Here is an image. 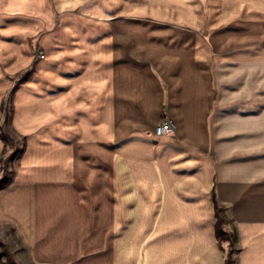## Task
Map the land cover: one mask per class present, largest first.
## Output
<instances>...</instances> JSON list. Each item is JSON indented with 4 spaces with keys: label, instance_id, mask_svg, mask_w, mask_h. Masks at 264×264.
Wrapping results in <instances>:
<instances>
[{
    "label": "crops",
    "instance_id": "crops-1",
    "mask_svg": "<svg viewBox=\"0 0 264 264\" xmlns=\"http://www.w3.org/2000/svg\"><path fill=\"white\" fill-rule=\"evenodd\" d=\"M50 3L0 0V121L13 90L24 140L0 228L25 264H224L219 211L234 264H264V37H244L264 33V0L212 38ZM166 113L176 129L158 136Z\"/></svg>",
    "mask_w": 264,
    "mask_h": 264
},
{
    "label": "rangeland",
    "instance_id": "rangeland-1",
    "mask_svg": "<svg viewBox=\"0 0 264 264\" xmlns=\"http://www.w3.org/2000/svg\"><path fill=\"white\" fill-rule=\"evenodd\" d=\"M244 1L245 0H81V3L77 6L93 4L94 7L98 8L97 5H100L101 8H103L108 4L114 11L118 9L113 16L114 18L118 15L117 13H119L118 16H120L125 14L124 11H127L125 19L128 21H139L145 22L146 24H164L166 25L164 28L166 32L164 33H167L169 28L173 29V27L176 26L178 30L174 29V32L191 34L193 37L203 36L212 38L215 37L217 27L226 30L233 26L234 22H237L240 18H250L249 15L242 14L244 8H241V4ZM50 2H52L50 5L53 7L54 0H50ZM95 3H97V5H95ZM190 22L194 23L193 26L199 27L198 29L200 31H195L194 27L191 30L185 28L184 25L186 23L190 25ZM52 24H54L55 28H62L63 21H61V17L58 15ZM200 24H203V28L200 27ZM164 33L161 31L156 32V34L160 35ZM170 33H172V31ZM226 36L231 38V32ZM244 37L252 39L263 38L264 33L257 29L254 31L246 30L244 32ZM41 52L45 54L44 59H46L47 54L42 50L36 52V58L38 60H44L39 55ZM12 92L13 90L3 99V118L2 121H0V137L2 138L3 134L9 137L7 141L2 138L4 141V149L0 154V179L3 176V169L7 164V159L11 155H14V158L9 163L10 181L8 184L13 179L15 167L22 155L24 145V140L18 138L10 127L13 115ZM165 115L169 114L166 113L164 116ZM4 187L5 186L0 185V189ZM219 214L223 219V229L233 236L236 231L234 225L228 222L220 211ZM0 231H2L0 236V264H25L24 261L28 259V255L20 239L16 237L14 229L7 226L3 229L0 228ZM231 243L232 241L223 243L226 251L230 250ZM234 246L237 248L236 243L233 244V247Z\"/></svg>",
    "mask_w": 264,
    "mask_h": 264
},
{
    "label": "trees",
    "instance_id": "trees-1",
    "mask_svg": "<svg viewBox=\"0 0 264 264\" xmlns=\"http://www.w3.org/2000/svg\"><path fill=\"white\" fill-rule=\"evenodd\" d=\"M2 138L7 141L9 139V137H7L6 135H2ZM14 158V155H11L8 159H7V164L5 165L4 169H3V176L0 179V185L2 186H6L8 184V182L10 181V172H9V163L12 161V159ZM215 199V197H214ZM215 203H216V208L219 210V206L217 204V200L215 199ZM217 223H216V236L218 239V242L221 246V248L225 251L226 253V259L224 264H234L235 263V255L238 252V248H235V246L233 247V244L237 242V231L234 232V235H230L228 234L224 229H223V219L220 216L219 212L217 213ZM232 239V240H231ZM228 241H232L231 246H230V250L226 251V249L223 247V243L224 242H228Z\"/></svg>",
    "mask_w": 264,
    "mask_h": 264
},
{
    "label": "built area",
    "instance_id": "built-area-1",
    "mask_svg": "<svg viewBox=\"0 0 264 264\" xmlns=\"http://www.w3.org/2000/svg\"><path fill=\"white\" fill-rule=\"evenodd\" d=\"M39 55L42 59L45 58V54H43V52H41ZM175 129L176 123L174 122V120L169 115H165L162 118L160 124L157 126L155 132L158 136H162L174 132Z\"/></svg>",
    "mask_w": 264,
    "mask_h": 264
}]
</instances>
